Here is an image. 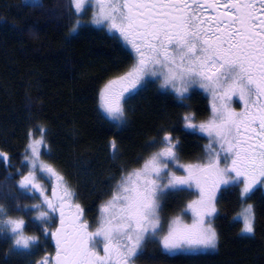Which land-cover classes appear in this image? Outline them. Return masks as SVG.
I'll return each mask as SVG.
<instances>
[{"label": "snow or ice", "instance_id": "obj_1", "mask_svg": "<svg viewBox=\"0 0 264 264\" xmlns=\"http://www.w3.org/2000/svg\"><path fill=\"white\" fill-rule=\"evenodd\" d=\"M24 5L53 21L74 17L66 39L77 38L91 23L128 50L131 64L98 90L99 109L117 129L128 123L129 98L150 85L183 107L198 88L210 99V115L199 122L195 112L180 117L183 130L207 139L199 162H180L177 129L162 124L146 145L155 150L137 158L136 167L121 165L118 179L109 177L94 224L70 179L49 162L47 125L27 127L19 166L13 163L16 154L0 147V238L10 242L5 255L34 256L49 237L54 254L45 251L30 264H137L149 244L167 255L215 250L217 194L226 189L235 191L241 205L233 217L242 222L241 234L254 236L255 211L247 201L258 185L264 188V0H67L54 8L24 0ZM107 148L113 161L120 158L116 138ZM185 192L195 198L165 220L162 201ZM189 213L190 222L184 219ZM29 214L39 235L27 234Z\"/></svg>", "mask_w": 264, "mask_h": 264}, {"label": "trees", "instance_id": "obj_2", "mask_svg": "<svg viewBox=\"0 0 264 264\" xmlns=\"http://www.w3.org/2000/svg\"><path fill=\"white\" fill-rule=\"evenodd\" d=\"M43 2L47 8H54L67 0ZM73 19L69 16L53 21L43 11L25 7L24 0H0V147L11 149L16 154L13 163L19 166L27 127L46 124L52 150L49 162L70 179L79 193L78 202L86 209V218L94 224L104 198L101 193L109 190V177L118 179L121 165L136 167L137 158L155 150H146V145L162 124L177 129L173 134L181 144L180 161H199L205 139L183 130L180 117L186 111L195 112L199 121L209 115V108L199 92L193 93L183 107L171 94L150 85L129 98L128 123L117 129L99 109L98 90L131 64L125 55L128 50L122 51L106 31L90 24L77 38L66 39ZM30 29L35 36L29 34ZM112 138L117 139L121 152L116 161L107 148ZM3 175L0 167V180ZM193 197L186 192L167 196L161 215L168 220L181 214ZM36 202L22 200L24 204ZM247 203L254 206V236L241 234L242 224L233 219L241 205L235 191L226 189L219 194L214 219L219 242L213 252L167 255L157 244H149L137 264H264V190L257 187ZM32 215L24 216L27 234L39 235ZM9 243L0 238V264H30L45 251L55 252L50 237L30 257L6 256Z\"/></svg>", "mask_w": 264, "mask_h": 264}, {"label": "rangeland", "instance_id": "obj_3", "mask_svg": "<svg viewBox=\"0 0 264 264\" xmlns=\"http://www.w3.org/2000/svg\"><path fill=\"white\" fill-rule=\"evenodd\" d=\"M90 16H91V13H89V19H90ZM91 26H93V27H95V28H98L99 29V27L97 26V25H94V24H91V23H89ZM195 92H199V93H201V94H203L204 96H205V98H206V100H207V104H208V108H209V115H210V99H209V97L207 96V94L206 93H204L202 90H200V89H196L195 90ZM194 92V93H195ZM186 103V102H185ZM128 104V103H127ZM127 104H126V108H127ZM234 107H235V104L233 105ZM101 111V110H100ZM101 113L103 114V112L101 111ZM104 115V114H103ZM208 115V116H209ZM197 122H199V121H197ZM187 131H189V132H191L190 130H187ZM195 134H197V135H199V136H201V137H203L201 134H198V133H195ZM204 139H205V144L207 143V139L205 138V137H203ZM204 152V151H203ZM181 163H185V162H182V161H180ZM197 162H199V161H197ZM193 163H196V162H193ZM179 174V173H178ZM257 187H260L259 185L257 186ZM261 188V187H260ZM263 190H264V188H262ZM219 194L220 193H218L217 195H218V197H219ZM195 197H193V199H194ZM165 200V199H164ZM164 200L162 201V204H164ZM217 206H218V204H217ZM216 217V216H215ZM215 217L213 218V226H214V219H215ZM184 219H186L188 222H190L191 221V215H190V213L186 216V217H184ZM238 220V219H237ZM239 221V220H238ZM240 222V221H239ZM241 224H242V222H240ZM246 235V234H245ZM214 250H207V251H202V252H198V253H187V252H184V253H180V252H178V253H175V254H173V255H177V254H206V253H210V252H213Z\"/></svg>", "mask_w": 264, "mask_h": 264}, {"label": "flooded vegetation", "instance_id": "obj_4", "mask_svg": "<svg viewBox=\"0 0 264 264\" xmlns=\"http://www.w3.org/2000/svg\"><path fill=\"white\" fill-rule=\"evenodd\" d=\"M222 2H223V0H222ZM54 250H55V244H54Z\"/></svg>", "mask_w": 264, "mask_h": 264}]
</instances>
